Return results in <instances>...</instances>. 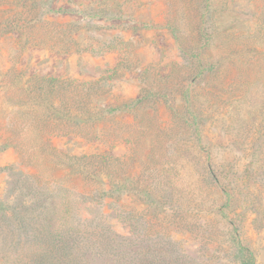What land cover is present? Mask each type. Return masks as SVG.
Masks as SVG:
<instances>
[{
	"label": "rangeland",
	"instance_id": "rangeland-1",
	"mask_svg": "<svg viewBox=\"0 0 264 264\" xmlns=\"http://www.w3.org/2000/svg\"><path fill=\"white\" fill-rule=\"evenodd\" d=\"M0 264H264V0H0Z\"/></svg>",
	"mask_w": 264,
	"mask_h": 264
}]
</instances>
